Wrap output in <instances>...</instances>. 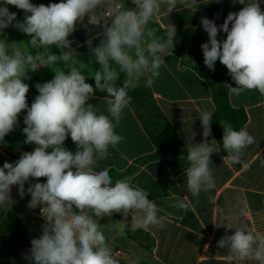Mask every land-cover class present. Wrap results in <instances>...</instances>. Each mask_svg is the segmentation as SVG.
Masks as SVG:
<instances>
[{
	"label": "clouds",
	"instance_id": "clouds-1",
	"mask_svg": "<svg viewBox=\"0 0 264 264\" xmlns=\"http://www.w3.org/2000/svg\"><path fill=\"white\" fill-rule=\"evenodd\" d=\"M234 2L243 7L229 12L219 27L214 20L201 17L208 34L207 42L200 45L204 64L215 71L219 60L227 68L236 85H229L230 94L256 90L264 95V10L259 0ZM131 4L129 8L123 0H60L48 5L0 0V34L13 27L30 38L27 45L35 50L0 39V141L19 126L20 114L26 110L24 143L35 145L33 151L22 152L18 160L5 161L0 167V205L13 203L12 188L18 186L21 198L26 193L31 196L28 208L39 207L45 221L41 235L31 239L30 249L22 254L29 264H119L100 222L114 213L124 217L131 214L134 231L165 227L158 205L148 198L147 191L128 180L113 182L108 168L97 170L98 162L108 157L110 147L116 148L124 140L115 129L130 104L129 89L145 76L152 84L169 49L174 48L175 26L168 25L165 37L157 36L150 23L159 19L162 9L170 14L180 5L194 13L199 4L197 0H131ZM8 5L22 10L23 20H18ZM105 8L110 22L102 25L103 39L94 47L91 40L87 41L91 56L100 65L94 71L93 87L80 70L84 63L69 37L85 17L94 25L97 11ZM220 32L226 33L225 39H218ZM53 46L59 49V55L51 51ZM57 62L68 65L67 71L61 68L50 81L36 83L39 94L29 106L30 86L24 82L29 78L27 73ZM121 73L124 79L118 85ZM97 90L107 93V114L89 102ZM198 115L204 139L188 146L189 167L185 170L187 191L193 197L215 187L210 165L211 155L218 152L217 140H208L212 113L201 111ZM69 136L76 145L75 153L64 146ZM254 143L247 127L235 130L230 124L224 125L222 144L229 163L247 168L242 159L244 150ZM40 178H46V182H39ZM32 179L37 182L32 183ZM172 206L183 210L189 207L183 200ZM228 228H234V234L225 235L217 244L227 248L229 264H264V234L242 227Z\"/></svg>",
	"mask_w": 264,
	"mask_h": 264
},
{
	"label": "crops",
	"instance_id": "crops-1",
	"mask_svg": "<svg viewBox=\"0 0 264 264\" xmlns=\"http://www.w3.org/2000/svg\"><path fill=\"white\" fill-rule=\"evenodd\" d=\"M31 2L48 5L60 0ZM197 3L199 6L194 13L178 5L170 14L162 9L159 19L155 20L165 30L169 24L174 25L182 39L174 40V48L169 49L160 75L152 84L147 83L148 77L145 76L134 89H129V96H136L139 100L131 99L120 125L115 129L124 140L116 148L110 147L108 157L98 162L97 170L115 169L120 173L118 180H128L134 187L147 191L148 198L158 205V215L164 218V228L141 229L143 232L131 228V214L127 216L130 226L125 225L115 213L100 221L113 255L118 249L122 250L119 257L114 256L119 264H131L133 261L135 264H229L227 248L222 249L217 244L225 235L234 234L235 229L228 227H242L264 234V95L256 90H246L238 96L229 92L231 111L226 115L227 123L235 130L247 127L255 138V143L244 150L242 159L247 168L229 163L228 153L222 144L223 134L216 128V105L211 84L182 60V57L190 58L197 65L205 66L200 45L207 42L208 34L202 28L201 17L214 20L219 27L229 12H238L243 5L234 0H220L219 3L197 0ZM259 3L264 10V0H259ZM8 8L17 14L18 20H23L22 10L12 5ZM106 11V8L97 11L94 25L85 17L69 37L78 58L84 63L80 70L93 87L94 71L99 70L100 65L91 56L87 41L91 40L94 47L103 39L102 25L110 22ZM149 27L157 36H163L156 25L150 23ZM225 38L226 33L220 32L218 39ZM0 39L9 44L20 43L14 46L35 51L27 45L30 38L13 27L3 30ZM51 51L59 55L55 46ZM67 67L63 62H57L27 73L29 78L24 82L30 86L27 93L29 106L39 94L36 83L50 81L56 70L63 68L67 71ZM215 68L221 72L228 87L236 86L219 60ZM123 79L124 74L121 73L117 84ZM99 93L103 92L97 90L95 98L89 102L107 114L105 101L108 96ZM201 111L212 113V135L208 140H217L218 152L211 155L210 165L215 187L193 197L187 191L185 170L189 167L188 146L204 139L198 115ZM24 115L26 110L20 114L19 126L0 141V159L4 161L15 162L22 152L34 150L35 145L24 143ZM150 133L154 134L158 144L153 142ZM192 133H195L193 138ZM64 146L73 153L77 150L70 136ZM28 186L26 183L25 188ZM11 196L13 203L0 205V264H29L22 254L30 249L31 239L41 235L45 221L28 208L29 194L21 198L18 186H13ZM179 200L188 203L187 210L172 206ZM214 223L223 225L216 227Z\"/></svg>",
	"mask_w": 264,
	"mask_h": 264
},
{
	"label": "trees",
	"instance_id": "trees-1",
	"mask_svg": "<svg viewBox=\"0 0 264 264\" xmlns=\"http://www.w3.org/2000/svg\"><path fill=\"white\" fill-rule=\"evenodd\" d=\"M123 3L125 4L126 7H133L131 2L129 0H123ZM151 24L156 25L157 28L159 29V32L166 37V30L162 29L156 21L152 22ZM181 40V34L176 33V37L174 38ZM183 63L186 65H189L193 67L195 70H197L201 75L206 77L210 84H211V90H212V96L213 100L216 105V118H217V123H216V128L221 131L223 134V127L227 123V113L231 111V106H230V101H229V87L224 80L223 75L221 72L215 68V71H210L206 66L202 65H197L192 59L182 57ZM204 69V70H203ZM206 71V72H205ZM130 92V91H129ZM128 92V93H129ZM101 95H106L107 93H99ZM131 99L136 101L139 100L136 96H131ZM231 125V124H230ZM150 137L155 142V144H158L156 142V139L154 137L153 133H150ZM5 161L0 159V167L3 166V163ZM9 162V161H7ZM120 173L116 171L115 169H110V176L113 179V182L118 180ZM37 182L35 179L33 180V183ZM39 182H46V178H40ZM117 218L123 219L124 216H122L120 213H115ZM139 232H143L141 229H138ZM149 247V246H146Z\"/></svg>",
	"mask_w": 264,
	"mask_h": 264
},
{
	"label": "built area",
	"instance_id": "built-area-1",
	"mask_svg": "<svg viewBox=\"0 0 264 264\" xmlns=\"http://www.w3.org/2000/svg\"><path fill=\"white\" fill-rule=\"evenodd\" d=\"M106 15H108L107 11H106ZM109 16V15H108ZM31 199V198H30ZM31 210V209H30ZM32 212H34L35 214L39 215V207L36 208L35 210H31ZM41 217V216H40ZM42 218V217H41ZM43 219V218H42ZM44 221V220H43ZM122 254V250L121 249H118L115 253H114V256L115 257H119L120 255ZM243 264H253V262L251 261H244Z\"/></svg>",
	"mask_w": 264,
	"mask_h": 264
},
{
	"label": "water",
	"instance_id": "water-1",
	"mask_svg": "<svg viewBox=\"0 0 264 264\" xmlns=\"http://www.w3.org/2000/svg\"><path fill=\"white\" fill-rule=\"evenodd\" d=\"M122 222H123L125 225L130 226V221H129L128 217H124V218L122 219Z\"/></svg>",
	"mask_w": 264,
	"mask_h": 264
}]
</instances>
